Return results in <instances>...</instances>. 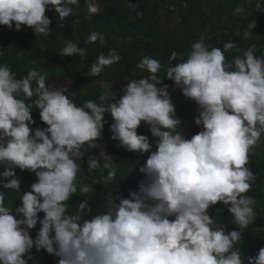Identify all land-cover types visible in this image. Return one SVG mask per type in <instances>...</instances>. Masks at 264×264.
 I'll return each instance as SVG.
<instances>
[{"label":"clouds","instance_id":"clouds-1","mask_svg":"<svg viewBox=\"0 0 264 264\" xmlns=\"http://www.w3.org/2000/svg\"><path fill=\"white\" fill-rule=\"evenodd\" d=\"M84 3L90 14L100 11L97 0ZM73 6L79 8L80 0H0V25L18 31L27 26L47 37L52 20L46 12L54 10L65 21ZM243 13V7L234 9ZM255 28L256 21L249 22L243 38ZM206 39L201 35L193 42L187 58L172 51L164 78L161 62L143 56L136 68L147 76L129 80L119 98L110 85L82 105L67 88L50 85L42 70L29 68L18 77L0 64V189L21 193L16 168L36 176L19 206L7 204L0 190V264H29L33 248L58 257V264H264V247L249 257L236 247L260 215L246 193L255 180L249 156L264 136V53L258 55L252 45L239 54L233 41L221 48ZM97 42L102 46L105 36L92 31L84 44ZM233 49L238 54L229 60L226 53ZM86 53V47L66 39L59 55L86 59ZM120 60L115 48L101 52L87 74L99 77ZM165 79L198 105L194 123L201 130L191 138L181 127ZM34 108L47 127L33 129ZM106 113L113 120V140L127 151L149 154L139 168L145 179L128 198L109 194L107 211L92 215L85 198L72 213L74 194L87 197L94 190L79 178V161L103 138ZM142 122L154 140L138 133ZM101 161L107 170L104 183L114 181L116 170L106 151L100 159L88 156L89 172L101 169ZM218 203L227 207L237 229L209 214ZM255 231L264 236V226Z\"/></svg>","mask_w":264,"mask_h":264},{"label":"trees","instance_id":"trees-1","mask_svg":"<svg viewBox=\"0 0 264 264\" xmlns=\"http://www.w3.org/2000/svg\"><path fill=\"white\" fill-rule=\"evenodd\" d=\"M183 0H97L102 12L90 14L84 0H80L79 8H75L73 15L65 21L58 20V13L49 10L46 15L52 20V32L49 36L43 37L35 34L30 27L24 26L21 30H16L15 26L9 29L0 25V50L4 51L0 55V64H8L18 77L21 73L12 66L15 60H30L38 66H52L48 83L55 87H62V82H69L72 86L68 91H80L83 95L78 105H82L90 99H97L106 87L112 85V89L117 94V98L122 95L123 86L131 79H139L147 76L146 71L136 68L143 56H151L161 62L164 66L159 73L161 78L165 76V69L169 64V56L172 51H176L182 57L187 58L191 44L198 40L201 35L205 36L206 43L214 47H223L228 41L237 44L240 53L248 47L255 45L259 50L257 54L264 53V0H186L187 7H183ZM174 6L176 11L171 8ZM243 7L244 13L234 14L236 7ZM51 8V6H50ZM256 21V28L248 39H244L242 33L247 24ZM97 31L105 36V42L101 46L99 42L85 45L84 41L92 32ZM66 39L77 42L80 46L87 48L86 59L77 56L61 57L60 49L64 46ZM115 48L121 55L120 62L106 68L99 76H90L88 71L97 56L109 49ZM236 49L226 53L231 60L237 55ZM178 61H173V66ZM169 86L174 83L171 80H163ZM160 85H158L159 87ZM63 88V87H62ZM84 93H88L85 95ZM184 96V95H183ZM181 111L178 116L185 119V125H181L187 138L198 133L201 129L194 123L198 115V105L196 102L185 97V103L179 105ZM40 110L34 108L32 115L35 127H47L39 115ZM105 124L103 138L98 140L95 149H89L83 160L79 161L85 182L93 187V191L87 197L74 194L69 211L74 213L78 210V204L88 198L92 207V215L107 211L106 200L109 194L128 198L132 191L138 190V185L145 179L139 168L146 163L148 153H135L125 150L119 142L111 137L113 133L110 125L113 120L110 113L105 114ZM188 126V128H187ZM139 134L149 136L154 140L149 132L147 124H141L138 129ZM105 143V145H104ZM264 146V136L256 146ZM255 148V149H256ZM254 149V150H255ZM112 155V166L116 170L115 180L104 183L107 170L101 169L89 172L87 158L94 155L100 159L104 152ZM255 152V151H254ZM254 173L255 180L246 195L253 197L256 201L255 211H259V216L254 222L244 229V238L236 247L241 249L245 257L256 255L260 248L264 247V236L255 230L264 226V149L249 156L247 164ZM4 170L0 166V172ZM17 176L21 180V193L14 190L0 189L5 192L6 203L10 206L21 204L20 196L24 192L31 191V185L36 181L35 173L27 170L21 172L15 169ZM69 200V201H70ZM69 201L67 202L69 205ZM209 214L222 222L220 225L228 226L233 220L232 214L227 211V207L218 203L209 209ZM43 217V213L39 214ZM234 222V221H233ZM31 230V235L35 237L39 229ZM232 230L238 226L231 225ZM33 260L29 264H58V257L48 254L46 251L32 249Z\"/></svg>","mask_w":264,"mask_h":264},{"label":"rangeland","instance_id":"rangeland-1","mask_svg":"<svg viewBox=\"0 0 264 264\" xmlns=\"http://www.w3.org/2000/svg\"><path fill=\"white\" fill-rule=\"evenodd\" d=\"M100 12H102L101 6H100V11L98 13H100ZM0 52H4V51L0 50ZM15 65L16 66H12V67L16 68L21 73L22 76L27 74V70L29 68H36V69H39V70H42V71L46 72L48 77H49L50 73H51V70L53 68L52 66H45V65L38 66L35 62L30 61V60H15ZM60 85L63 88H67L68 90L72 88V86L70 85L69 82H62ZM58 87H60V86H58ZM114 90L115 89H112L113 92H114ZM169 92H170V95L172 96L173 103L176 106V115L178 116V113L181 112L178 109V107H179V105L185 103V96H183V94H182L180 89H177L175 87L174 83H172V85H170ZM67 94L70 96V98H72L74 100V102H76L78 104L79 101H80L81 96L83 95V92H80V91H74V92L68 91ZM84 94L88 95V93H84ZM178 117L181 118L180 116H178ZM185 119L189 120V117H186L184 115L183 118H181V120H182V124L181 125H185V123H186ZM187 128H188V126H187ZM104 145H105V143H104ZM263 149H264V146H260V147H257L254 151L255 152H259V151H263ZM79 178L82 179L83 182H85V177L83 175V170L81 168H80V172H79ZM258 234H261V232L259 231Z\"/></svg>","mask_w":264,"mask_h":264},{"label":"bare ground","instance_id":"bare-ground-1","mask_svg":"<svg viewBox=\"0 0 264 264\" xmlns=\"http://www.w3.org/2000/svg\"><path fill=\"white\" fill-rule=\"evenodd\" d=\"M31 189V188H30Z\"/></svg>","mask_w":264,"mask_h":264}]
</instances>
